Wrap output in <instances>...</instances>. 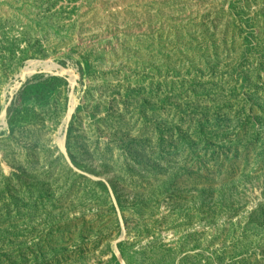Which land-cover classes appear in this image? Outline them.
Wrapping results in <instances>:
<instances>
[{
  "label": "rangeland",
  "instance_id": "obj_1",
  "mask_svg": "<svg viewBox=\"0 0 264 264\" xmlns=\"http://www.w3.org/2000/svg\"><path fill=\"white\" fill-rule=\"evenodd\" d=\"M0 264H264V0H0Z\"/></svg>",
  "mask_w": 264,
  "mask_h": 264
}]
</instances>
